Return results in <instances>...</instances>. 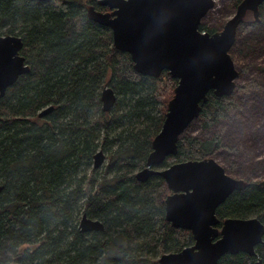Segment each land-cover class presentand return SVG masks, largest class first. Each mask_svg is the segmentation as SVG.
<instances>
[{
  "label": "trees",
  "instance_id": "16d2710c",
  "mask_svg": "<svg viewBox=\"0 0 264 264\" xmlns=\"http://www.w3.org/2000/svg\"><path fill=\"white\" fill-rule=\"evenodd\" d=\"M97 2L0 0V36L21 38L20 55L29 67L0 97V264H159L162 254L193 245L190 231L165 220L172 191L163 178H136L177 80L167 71L157 78L135 72L129 54L113 46L111 31L88 18L90 6L107 10ZM260 28L264 4L258 21L248 11L237 33ZM199 31L215 32L201 24ZM104 87L115 94L109 112L101 108ZM261 88L251 81L236 91ZM200 105L194 122L204 132L228 122L239 108L236 95L212 91ZM48 107L53 109L38 117ZM98 149L107 159L99 173L93 167ZM222 150L235 147L223 143L219 130L209 138L182 135L176 154L160 168ZM244 181L217 208L218 229L227 218L254 217L264 225V180ZM83 214L100 221L103 231L81 232ZM256 262L264 264V244L254 256L226 254L217 264Z\"/></svg>",
  "mask_w": 264,
  "mask_h": 264
},
{
  "label": "water",
  "instance_id": "95a60500",
  "mask_svg": "<svg viewBox=\"0 0 264 264\" xmlns=\"http://www.w3.org/2000/svg\"><path fill=\"white\" fill-rule=\"evenodd\" d=\"M262 4L264 0H242L222 30L212 34L199 31L212 0H98L97 5L107 11L93 6L86 11L91 21L111 31L113 46L129 54L135 72L157 78L167 71L177 80L161 129L152 140L146 167L136 178H163L172 191L165 199V220L175 229L190 231L193 245L162 254L159 264H217L226 254L254 256L255 247L264 244V225L254 217L227 218L218 229L217 208L233 192L242 190L245 182L228 176L215 160L185 161L156 169L176 154L178 140L198 118L208 92L227 97L234 91L237 72L229 51L246 13L251 12L258 21ZM21 49L19 36H0V97L18 77L29 72ZM100 101L104 112L114 106L115 94L110 87L102 89ZM52 109L42 110L38 117ZM104 160V153L98 150L93 167L99 168ZM78 227L81 232L104 229L100 221L85 214Z\"/></svg>",
  "mask_w": 264,
  "mask_h": 264
},
{
  "label": "rangeland",
  "instance_id": "374dc122",
  "mask_svg": "<svg viewBox=\"0 0 264 264\" xmlns=\"http://www.w3.org/2000/svg\"><path fill=\"white\" fill-rule=\"evenodd\" d=\"M212 2V8L202 18L200 24L218 32L234 15L236 7L231 0ZM250 17L251 14H247L246 19L249 20ZM236 36L237 40L235 38L229 55L237 72L234 80L235 89L231 95H236L239 108L234 111L228 122L219 123L211 131H202L193 121L183 135L209 138L212 131L219 130L223 143L235 147V151H219L212 159L234 179L264 180V30L254 29L247 36H240L238 33ZM251 81L259 83L261 90L239 95L237 87ZM103 153L105 160L96 169L98 173L107 163L106 153Z\"/></svg>",
  "mask_w": 264,
  "mask_h": 264
},
{
  "label": "flooded vegetation",
  "instance_id": "af4514ba",
  "mask_svg": "<svg viewBox=\"0 0 264 264\" xmlns=\"http://www.w3.org/2000/svg\"><path fill=\"white\" fill-rule=\"evenodd\" d=\"M105 11H107V10H105ZM105 11H103V12H105Z\"/></svg>",
  "mask_w": 264,
  "mask_h": 264
}]
</instances>
